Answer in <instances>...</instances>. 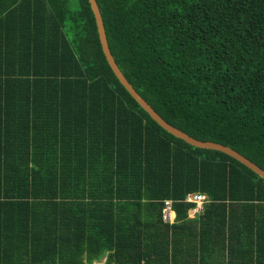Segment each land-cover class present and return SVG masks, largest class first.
I'll use <instances>...</instances> for the list:
<instances>
[{
	"label": "trees",
	"instance_id": "obj_1",
	"mask_svg": "<svg viewBox=\"0 0 264 264\" xmlns=\"http://www.w3.org/2000/svg\"><path fill=\"white\" fill-rule=\"evenodd\" d=\"M96 3L115 63L164 121L264 170V0ZM192 193L206 199L191 219ZM103 258L264 264V181L139 107L87 0H0V264Z\"/></svg>",
	"mask_w": 264,
	"mask_h": 264
},
{
	"label": "water",
	"instance_id": "obj_2",
	"mask_svg": "<svg viewBox=\"0 0 264 264\" xmlns=\"http://www.w3.org/2000/svg\"><path fill=\"white\" fill-rule=\"evenodd\" d=\"M90 6V9L93 13L98 39L101 46L102 53L105 57V60L113 72L114 76L118 80V82L123 86V88L127 91V93L131 96V98L139 105V107L145 111L149 117L163 130L167 133L171 134L173 137L184 141L186 144L198 148V149H206L221 152L240 164L244 165L246 168L255 173L259 178L264 181V170L255 165L253 162L249 161L247 158L234 151L233 149L210 141H200L192 138L181 130L171 126L166 121H164L154 110L153 108L135 91L132 85L127 81L124 77L123 73L118 68L117 64L114 61V58L110 52L105 29L102 21V17L96 3V0H87Z\"/></svg>",
	"mask_w": 264,
	"mask_h": 264
},
{
	"label": "built area",
	"instance_id": "obj_3",
	"mask_svg": "<svg viewBox=\"0 0 264 264\" xmlns=\"http://www.w3.org/2000/svg\"><path fill=\"white\" fill-rule=\"evenodd\" d=\"M205 196L199 193H192L186 196V201L196 204V208H194L191 213L194 215L198 211L201 210V207L205 201ZM174 213L172 212L171 201H165V206L163 210V220L168 222H173Z\"/></svg>",
	"mask_w": 264,
	"mask_h": 264
},
{
	"label": "crops",
	"instance_id": "obj_4",
	"mask_svg": "<svg viewBox=\"0 0 264 264\" xmlns=\"http://www.w3.org/2000/svg\"><path fill=\"white\" fill-rule=\"evenodd\" d=\"M30 111H32V110H30ZM29 116H31L30 114H28V117ZM36 118L37 119H39L37 116H36ZM26 130H28L27 131V138H28V140H29V142H30V146H31V148H29L28 149V153H27V155H29V157H31V155H33V154H37V153H39L40 151H41V146L40 145H38L37 147H36V144H37V140H36V129H35V127L32 125V123H28L27 124V122H26ZM26 132V131H25ZM24 137H25V135H24ZM44 141L45 140H42V144H44ZM42 147H44V146H42ZM3 149H6V148H3ZM6 152V151H5ZM11 153V152H10ZM188 217L189 218H193L194 217V215L191 213V210L189 211V213H188ZM186 230H187V228H185L183 231H182V233H181V238L184 236V232H186ZM182 246V245H181ZM105 261V258H103V260H101V262H95V264H99V263H103Z\"/></svg>",
	"mask_w": 264,
	"mask_h": 264
},
{
	"label": "rangeland",
	"instance_id": "obj_5",
	"mask_svg": "<svg viewBox=\"0 0 264 264\" xmlns=\"http://www.w3.org/2000/svg\"><path fill=\"white\" fill-rule=\"evenodd\" d=\"M99 264H102V263H99Z\"/></svg>",
	"mask_w": 264,
	"mask_h": 264
}]
</instances>
